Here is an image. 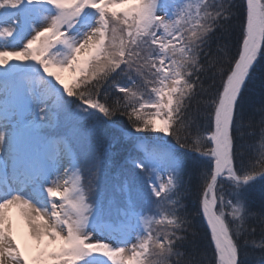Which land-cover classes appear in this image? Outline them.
Instances as JSON below:
<instances>
[{
	"label": "snow or ice",
	"instance_id": "1",
	"mask_svg": "<svg viewBox=\"0 0 264 264\" xmlns=\"http://www.w3.org/2000/svg\"><path fill=\"white\" fill-rule=\"evenodd\" d=\"M257 68L264 0H0V264H264Z\"/></svg>",
	"mask_w": 264,
	"mask_h": 264
},
{
	"label": "trees",
	"instance_id": "2",
	"mask_svg": "<svg viewBox=\"0 0 264 264\" xmlns=\"http://www.w3.org/2000/svg\"><path fill=\"white\" fill-rule=\"evenodd\" d=\"M246 97L253 104H259L262 99H264V69L257 68L253 74V79L249 84L248 92L246 93ZM125 121V125H126ZM126 154L122 153L120 157H118V162L123 163V159ZM116 169H113L115 172ZM252 197L258 204L262 199H264V190L258 185L252 191Z\"/></svg>",
	"mask_w": 264,
	"mask_h": 264
},
{
	"label": "bare ground",
	"instance_id": "3",
	"mask_svg": "<svg viewBox=\"0 0 264 264\" xmlns=\"http://www.w3.org/2000/svg\"><path fill=\"white\" fill-rule=\"evenodd\" d=\"M64 79H65V83H67L68 82V74H64Z\"/></svg>",
	"mask_w": 264,
	"mask_h": 264
},
{
	"label": "rangeland",
	"instance_id": "4",
	"mask_svg": "<svg viewBox=\"0 0 264 264\" xmlns=\"http://www.w3.org/2000/svg\"><path fill=\"white\" fill-rule=\"evenodd\" d=\"M149 135H151V134H149Z\"/></svg>",
	"mask_w": 264,
	"mask_h": 264
}]
</instances>
